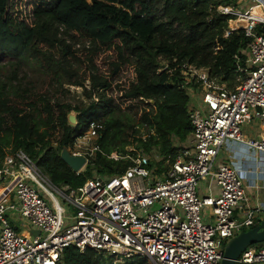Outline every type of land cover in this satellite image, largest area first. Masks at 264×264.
Instances as JSON below:
<instances>
[{"label": "trees", "instance_id": "16d2710c", "mask_svg": "<svg viewBox=\"0 0 264 264\" xmlns=\"http://www.w3.org/2000/svg\"><path fill=\"white\" fill-rule=\"evenodd\" d=\"M24 1L0 0V162L22 150L69 191L94 175L121 174L130 161L110 154L123 156L129 145L143 148L159 169L173 160L192 132L181 65L207 68L231 87L251 40L241 29L224 36L232 17L217 7L229 0ZM127 67L133 76L122 83L116 76ZM67 85L96 100L71 103ZM116 89L121 103L134 105L116 102ZM72 110L74 126L67 121ZM91 122L101 125L99 150L74 172L61 149ZM59 264L113 263L94 249L68 246Z\"/></svg>", "mask_w": 264, "mask_h": 264}, {"label": "built area", "instance_id": "2783aa9c", "mask_svg": "<svg viewBox=\"0 0 264 264\" xmlns=\"http://www.w3.org/2000/svg\"><path fill=\"white\" fill-rule=\"evenodd\" d=\"M255 5L264 10V0H229L217 7L232 17L224 36L241 29L251 38L240 50L245 65H237L233 86L211 77L207 68L181 65L180 87L189 99L192 132L162 169L150 165L151 156L143 148L129 145L123 156L110 154L130 161L121 174L94 175L65 193L22 150L4 155L0 264H59L68 246L91 248L116 261L221 264L226 239L259 223L264 211L251 205L238 168L215 165L223 147L254 163L256 171L244 170L250 187L264 174V16L253 15ZM234 58L239 62V55ZM100 128L91 122L76 139L85 150L71 154L82 155L87 162L94 157L99 150L96 141L88 147L82 140H97ZM206 178L217 185V194L198 193ZM61 199L75 213L65 209ZM18 221H24L27 231L15 228L12 223ZM32 229L39 234H31ZM236 264H264V244L246 247Z\"/></svg>", "mask_w": 264, "mask_h": 264}, {"label": "water", "instance_id": "95a60500", "mask_svg": "<svg viewBox=\"0 0 264 264\" xmlns=\"http://www.w3.org/2000/svg\"><path fill=\"white\" fill-rule=\"evenodd\" d=\"M78 112L70 111L67 115L68 124L74 126L77 123ZM60 157L65 164L74 172H79L86 165L87 160L82 155H72L63 147ZM31 234L38 235L39 231L32 229ZM264 242V218L249 229L240 231L237 235L228 239L225 243L221 264H236L240 253L248 246Z\"/></svg>", "mask_w": 264, "mask_h": 264}, {"label": "crops", "instance_id": "0c3cea01", "mask_svg": "<svg viewBox=\"0 0 264 264\" xmlns=\"http://www.w3.org/2000/svg\"><path fill=\"white\" fill-rule=\"evenodd\" d=\"M253 11V13L257 14V15H262L264 16V10L261 7H257V6H253V8L251 9ZM234 148H237L236 146H234ZM223 151H226V156L224 157L225 159H229V161L227 162V164H230L232 166H235L236 168H238L239 170V175L240 177L245 181L244 185L246 186L247 190V195L249 196L250 199V203L253 206H257V207H263L264 208V174H259V178L256 182V186L255 187H250L248 185V183H250V181L246 178L245 175V171L247 168L249 169H253L256 171V169L254 168V163H251L252 161L248 160L245 161L242 157L241 154H234L233 150L227 149V148H223ZM237 153V152H235ZM1 163V162H0ZM220 163H226L223 162L220 158V153L215 161V165H219ZM245 170V171H244ZM4 191L3 188H0V194ZM198 193L200 195H204V194H212L215 195L218 193V187L217 185L214 183L213 180H211L210 178H206L203 179L199 186H198ZM258 218H264V211H261L259 214ZM21 222V223H19ZM15 228L17 230H20L21 227L26 226L24 224V221H18V222H13L12 223ZM28 227L26 226V229L23 230L27 231ZM30 231V230H29Z\"/></svg>", "mask_w": 264, "mask_h": 264}, {"label": "rangeland", "instance_id": "374dc122", "mask_svg": "<svg viewBox=\"0 0 264 264\" xmlns=\"http://www.w3.org/2000/svg\"><path fill=\"white\" fill-rule=\"evenodd\" d=\"M88 1H90V0H88ZM77 46H80L79 44H77ZM183 74H184V72H183ZM133 76V72H132V68L131 67H127V68H123V70H121L119 73H118V75L116 76L117 78H118V80H121V82L122 83H125V81L126 82H128V80L130 79L129 77H132ZM237 78L238 77H235L234 78V83L236 82V80H237ZM225 84H227V82H224ZM87 84V83H86ZM127 84V83H126ZM125 84V85H126ZM228 85V84H227ZM71 85H67V86H65L67 89H69V92H70V94H71V96H74V99H71V100H69L71 103H76V101H78V100H81L85 105L86 104H88V102L90 101V100H96V98H91V99H87V97L84 95V93H83V91H82V89L80 88V87H76V86H71ZM114 96H115V98H116V102H119L120 104H121V106L122 107H126V106H128V105H134V104H128V103H121L122 101L120 100V98H119V96H120V92L116 89V91H114ZM72 111H74V110H72ZM255 122H253V124H254ZM250 125L249 127H248V130H249V133H253V130H252V128H255V126L254 125ZM140 131H142V129L140 130ZM57 136H58V134L55 132V134H53V136H52V139L53 140H55L56 138H57ZM84 143H86L87 145H88V147L90 146H92L93 144H94V142L96 141L95 139H93V138H88V137H86L85 139H83L82 140ZM79 142L78 141H76L75 140V142H74V144L71 146V147H67V151H68V153L69 154H71L73 151H78V152H83L85 149H83V148H80L79 147ZM133 147H135L136 148V146L135 145H132ZM224 149H223V147L221 148V150H220V158H221V160L223 161V162H228L229 161V159H225L224 157L226 156V151H223ZM114 154H116L117 155V153H115V152H112V154L111 155H114ZM93 158V157H92ZM126 159V158H125ZM85 167V166H84ZM84 167H83V169H84ZM95 172V171H94ZM94 175V174H93ZM243 182H245L244 180H243ZM1 184V186L2 185H4L5 184V182H2V183H0ZM59 189H61L62 191H64L65 193H67V192H69V190H67V187H63V186H57ZM247 190L248 189H246V193H247ZM60 202H61V204L65 207V209H67L68 211H70V213H75V209H74V207L73 206H71L68 202H66V201H64V200H60ZM19 223H21V222H19ZM24 229H26V226H24V227H21V229L19 230V231H23ZM228 241V239H226V242ZM261 244H264V242L263 243H260V245ZM129 261H131L133 264H150V261H148L147 259H135V260H129ZM125 261H116V260H114V259H112V263L113 264H122V263H124Z\"/></svg>", "mask_w": 264, "mask_h": 264}, {"label": "bare ground", "instance_id": "6f19581e", "mask_svg": "<svg viewBox=\"0 0 264 264\" xmlns=\"http://www.w3.org/2000/svg\"><path fill=\"white\" fill-rule=\"evenodd\" d=\"M255 6H257V5H255ZM257 7H259V6H257ZM252 11V10H251ZM252 13H253V11H252ZM253 15H256V16H259V17H262V15H257V14H255V13H253ZM1 195V194H0Z\"/></svg>", "mask_w": 264, "mask_h": 264}]
</instances>
